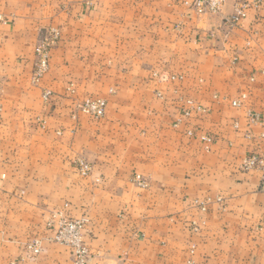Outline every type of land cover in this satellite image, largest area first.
<instances>
[{
    "label": "crops",
    "instance_id": "1",
    "mask_svg": "<svg viewBox=\"0 0 264 264\" xmlns=\"http://www.w3.org/2000/svg\"><path fill=\"white\" fill-rule=\"evenodd\" d=\"M238 1L196 14L177 0H0V264H72L48 240L59 210L86 219L89 264H264V165L241 167L264 161V11L232 25ZM87 96L106 100L103 117L77 110ZM188 99L204 111L186 116Z\"/></svg>",
    "mask_w": 264,
    "mask_h": 264
},
{
    "label": "built area",
    "instance_id": "2",
    "mask_svg": "<svg viewBox=\"0 0 264 264\" xmlns=\"http://www.w3.org/2000/svg\"><path fill=\"white\" fill-rule=\"evenodd\" d=\"M181 5L195 12L196 14L205 13H220L223 6L224 0H177ZM259 8L264 11V5L262 0H249L238 2L233 5V14L230 17V24L237 25V23L246 16L249 8ZM0 20L4 21V18L0 16ZM58 39V34L55 30H49L44 33L35 45V64L32 74V80L38 82L42 76L49 69V52L54 46ZM164 80L181 78V76H163ZM51 91L48 89L43 90V100H48ZM160 96V93H157ZM246 99V94L242 92L239 99L233 100L231 104L233 106H239L242 101ZM186 107L184 114L190 116L193 111H204L201 106L193 102L191 99L186 100ZM106 109V100L99 96H88L81 100L77 104V110L83 114L89 115L93 118L99 119L104 116ZM260 116L257 113H248V122L250 124L260 122ZM191 132L188 131V134ZM206 142H211L212 137L208 134L202 136ZM264 165L263 159L257 154H251L247 156L241 167L243 170H250L258 168ZM80 174L85 176L90 171V165L86 162H79ZM134 181L140 187H145L146 182L139 174L134 176ZM201 208L204 209V204H201ZM86 219L84 218H73L68 216L64 210H59L53 214V221L49 224L52 228L51 236L48 238L49 241L64 245L72 256V264H89L91 258V251L85 243L84 229ZM195 225V224H194ZM42 240L35 238L25 244V250L30 257H35L42 252ZM193 248L190 249L192 252ZM186 264H195L194 261L189 257L186 259Z\"/></svg>",
    "mask_w": 264,
    "mask_h": 264
},
{
    "label": "rangeland",
    "instance_id": "3",
    "mask_svg": "<svg viewBox=\"0 0 264 264\" xmlns=\"http://www.w3.org/2000/svg\"><path fill=\"white\" fill-rule=\"evenodd\" d=\"M238 2H240V1H238ZM238 2H236V3H238ZM234 4H235V3H234ZM87 97H88V96H87ZM85 98H86V97H85ZM85 98H83V99H85ZM83 99H82V100H83ZM136 184H137V183H136ZM200 207H201V206H200ZM193 223H194V222H193ZM193 227H194V226H193Z\"/></svg>",
    "mask_w": 264,
    "mask_h": 264
}]
</instances>
